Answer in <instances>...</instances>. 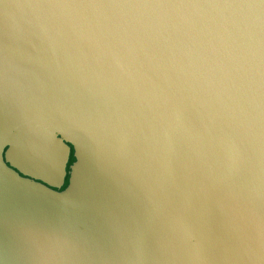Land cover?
Instances as JSON below:
<instances>
[{"label":"water","instance_id":"obj_1","mask_svg":"<svg viewBox=\"0 0 264 264\" xmlns=\"http://www.w3.org/2000/svg\"><path fill=\"white\" fill-rule=\"evenodd\" d=\"M202 4L0 0V264H264L259 22L102 23Z\"/></svg>","mask_w":264,"mask_h":264},{"label":"snow or ice","instance_id":"obj_2","mask_svg":"<svg viewBox=\"0 0 264 264\" xmlns=\"http://www.w3.org/2000/svg\"><path fill=\"white\" fill-rule=\"evenodd\" d=\"M114 4L128 7H169L192 6L193 0H112ZM201 6L223 7V13H208L199 16L165 14L124 15L109 17L102 23L107 27L122 29L151 36L163 33H184L208 37L227 34L238 35L250 29L258 21L264 34V0H203ZM235 9L237 11H229Z\"/></svg>","mask_w":264,"mask_h":264}]
</instances>
